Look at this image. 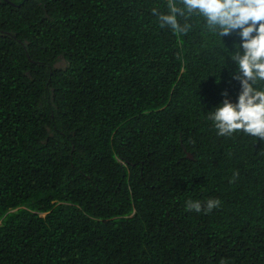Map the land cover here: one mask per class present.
Here are the masks:
<instances>
[{
	"label": "trees",
	"instance_id": "trees-1",
	"mask_svg": "<svg viewBox=\"0 0 264 264\" xmlns=\"http://www.w3.org/2000/svg\"><path fill=\"white\" fill-rule=\"evenodd\" d=\"M167 3L0 0V264H264V140L217 135L222 41Z\"/></svg>",
	"mask_w": 264,
	"mask_h": 264
},
{
	"label": "clouds",
	"instance_id": "clouds-1",
	"mask_svg": "<svg viewBox=\"0 0 264 264\" xmlns=\"http://www.w3.org/2000/svg\"><path fill=\"white\" fill-rule=\"evenodd\" d=\"M167 8V13L158 15L161 27L185 33L190 25H182L178 17L196 14L222 41L226 55L220 57L222 67L215 82H221L224 70L238 87L234 97L227 89L222 90L220 100L207 111L217 135L228 137L242 132L264 140V0H180L179 5L176 0H168ZM233 34L237 39L229 47L223 38ZM218 205L217 199L203 205L200 201L186 202V207L196 212H209Z\"/></svg>",
	"mask_w": 264,
	"mask_h": 264
},
{
	"label": "water",
	"instance_id": "water-1",
	"mask_svg": "<svg viewBox=\"0 0 264 264\" xmlns=\"http://www.w3.org/2000/svg\"><path fill=\"white\" fill-rule=\"evenodd\" d=\"M188 157L190 158V157H192V155L191 154H188Z\"/></svg>",
	"mask_w": 264,
	"mask_h": 264
}]
</instances>
